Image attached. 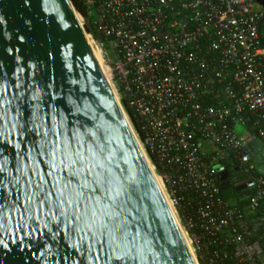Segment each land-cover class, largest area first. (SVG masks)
<instances>
[{"label": "water", "instance_id": "water-1", "mask_svg": "<svg viewBox=\"0 0 264 264\" xmlns=\"http://www.w3.org/2000/svg\"><path fill=\"white\" fill-rule=\"evenodd\" d=\"M86 36L0 0V264H198Z\"/></svg>", "mask_w": 264, "mask_h": 264}, {"label": "built area", "instance_id": "built-area-1", "mask_svg": "<svg viewBox=\"0 0 264 264\" xmlns=\"http://www.w3.org/2000/svg\"><path fill=\"white\" fill-rule=\"evenodd\" d=\"M109 83L198 264H260L263 249L230 232L245 211L220 197L219 173L197 138L234 154L264 201L245 141L244 116L264 141V0H85ZM124 106V105H123ZM126 111L125 107H123ZM249 119V121H250ZM193 199L184 209L187 197Z\"/></svg>", "mask_w": 264, "mask_h": 264}, {"label": "trees", "instance_id": "trees-1", "mask_svg": "<svg viewBox=\"0 0 264 264\" xmlns=\"http://www.w3.org/2000/svg\"><path fill=\"white\" fill-rule=\"evenodd\" d=\"M75 8V10L81 14L84 18H87V8L85 5V0H70ZM89 24V23H88ZM88 28V27H87ZM88 33L93 32V28L89 24V28L87 29ZM126 112L132 118L133 112L130 110L125 103H123ZM244 116L240 118L237 122H234L232 125L235 129L238 128L239 124L248 123L252 126L253 119ZM197 142L200 145V150L203 154H206L210 158L214 159V165L218 167V169H222L224 171H228L230 174V184H227L224 188V185L220 181L221 172L219 173V187H220V197H222L225 201L229 202L231 205L240 208L245 211L244 218L236 222L235 225L231 226L230 232H237L245 234L248 240L252 242H258L263 249V256L260 261V264H264V201L261 203L260 207L255 211H249V202L251 197L255 192V187L246 189V190H237V185L240 184L243 176H247L245 173V167L242 166L238 160L235 159L234 154L230 152H226L223 157H220L217 153L211 154L210 152H206L203 144L205 141H201L197 138ZM206 152V153H205ZM254 167V166H253ZM254 174L257 176H263L260 174L256 168L254 167ZM235 180V181H233ZM224 188V189H223ZM179 214L182 218V222L186 221L184 210H179Z\"/></svg>", "mask_w": 264, "mask_h": 264}, {"label": "crops", "instance_id": "crops-1", "mask_svg": "<svg viewBox=\"0 0 264 264\" xmlns=\"http://www.w3.org/2000/svg\"><path fill=\"white\" fill-rule=\"evenodd\" d=\"M235 130L238 132V134L240 135V137L245 141V143L247 145V149H248V152L250 154V159H251L250 160V165L254 166L256 168V170L260 174H263L264 175V141H262L258 137L257 132L255 131V129L253 128V126H250L248 123H246V124H244V123L239 124L238 125V128L235 129ZM203 146H204L205 151L207 153L208 152H210L211 154L217 153L220 157H223L224 155H226L225 154L226 153L225 151H222V150L218 149L215 145H213L210 142L205 141V143L203 144ZM209 160H210V162L212 164L215 163L214 162V159H212L210 157H209ZM236 160H238V159H236ZM239 163L241 164L240 161H239ZM223 172H224V170H223ZM220 181H221V176H220ZM233 181H235V180H233ZM230 182H231L230 179L222 182V184L224 185V188H225V186L227 184H230ZM251 182L252 181H251V179L248 176H243L242 179H241L240 184L237 185V186L240 187L242 185H245V184L251 183ZM250 188H254V186H250V187H247V188L242 189V190H246V189H250ZM238 191H241V190H238ZM187 200L188 201H186V203L184 205V209L185 210L186 209L189 210V206H191L190 203H192V201H193V199L190 196L187 197Z\"/></svg>", "mask_w": 264, "mask_h": 264}, {"label": "bare ground", "instance_id": "bare-ground-1", "mask_svg": "<svg viewBox=\"0 0 264 264\" xmlns=\"http://www.w3.org/2000/svg\"><path fill=\"white\" fill-rule=\"evenodd\" d=\"M77 17H78V16H77ZM78 21L80 22L79 17H78ZM86 38H87V41H88V43L90 44V46H91V48H92V50H93V53H94L96 59L98 60V62H99V64H100V67H101V69H102L104 75L106 76L107 80L109 81V78H108V75H107V74H108V71H107V68H106V65L104 64V62H103V63L101 62L102 59H101V56L99 55L100 53H99L98 51H96L95 48L92 46V44H91L92 42H91V40H90V37L86 36ZM102 61H103V60H102ZM103 64L105 65V67H104ZM112 89H113V88H112ZM113 91H114V90H113ZM114 93H115V92H114ZM156 181H157V184L159 185L161 191L163 192L165 198L167 199V201H168L170 207L172 208L174 214L176 215V212H175V210H174V208H173V206H172V204H171V202H170V200H169V198H168V195H167V193H166V191H165V188H164V186H163L161 180H160L159 178L156 177ZM176 217H177V216H176Z\"/></svg>", "mask_w": 264, "mask_h": 264}, {"label": "rangeland", "instance_id": "rangeland-1", "mask_svg": "<svg viewBox=\"0 0 264 264\" xmlns=\"http://www.w3.org/2000/svg\"><path fill=\"white\" fill-rule=\"evenodd\" d=\"M76 13H77V16L79 17V20H80V24H81V26H82V28L84 29V31H85V33H86V35H88L89 33H88V31H87V29L89 28V24H88V20L86 19V18H84L81 14H79L77 11H76ZM88 27V28H87ZM91 40V39H90ZM91 44H92V46L95 48V50L96 51H98L97 49H96V47H95V45L93 44V41L91 40ZM100 55V54H99ZM102 59V58H101ZM101 62L103 63V61L101 60ZM104 65V64H103ZM104 67H105V65H104ZM114 92H115V90H114ZM115 95H116V98L118 99V102L120 103V105H121V107H122V109L124 110V106H123V103H122V100H121V97L119 96V95H117V93L115 92ZM124 112L125 113H127L125 110H124ZM177 216V215H176ZM178 217V216H177ZM177 219H179V218H177ZM180 223V225H181V227H182V229H183V225H182V222H179ZM199 262V261H198Z\"/></svg>", "mask_w": 264, "mask_h": 264}]
</instances>
